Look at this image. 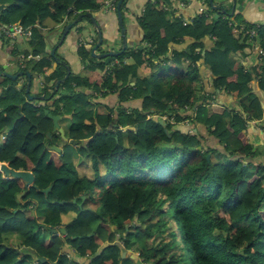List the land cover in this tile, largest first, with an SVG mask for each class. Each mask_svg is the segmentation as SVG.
<instances>
[{
	"label": "trees",
	"instance_id": "obj_1",
	"mask_svg": "<svg viewBox=\"0 0 264 264\" xmlns=\"http://www.w3.org/2000/svg\"><path fill=\"white\" fill-rule=\"evenodd\" d=\"M111 1L116 6L119 0H0L8 5L0 26L31 29L28 42L38 58L29 60L31 69L24 67L17 63V49L9 47L17 65L13 74L29 72L31 83L34 74L47 79L37 94L26 93L25 73L0 86V162L35 176L28 188L0 172V264H120L121 254L135 247L132 238L150 234L149 226L143 231L139 225L148 218L161 236L156 248L147 249L150 254H140L148 264H264V141L255 146L248 135L255 121L264 131L262 100L251 87L258 80L264 94V63L249 69L233 60V54L253 47L250 29L236 32L228 16L207 22L209 0L206 12L186 25L183 16L170 13L172 0H148L137 17L142 50L130 47L99 59L82 44L83 69L73 73L63 57L48 52L43 22H73ZM126 5L124 0L123 15ZM255 31L264 49V30ZM0 40L5 44L3 34ZM115 60L119 64L109 68ZM84 86L89 95H116L120 106L106 105L107 113H99L103 105L97 101L82 109L83 117L69 112L70 88ZM221 93L234 97L239 110L229 104L210 110ZM41 96L45 105L36 108L29 97ZM133 99L142 100L141 109L123 106ZM46 110L69 120L65 135L83 142L78 151L91 162L92 177L82 170L84 160L75 165L47 147L64 140L60 133L47 138L53 122ZM190 124L203 125L218 147L204 145L199 133L184 132ZM94 191L101 193L100 206L86 210L81 204ZM37 205L52 215L35 216ZM98 218L97 231H91ZM10 233L21 238L15 247L5 245L3 236Z\"/></svg>",
	"mask_w": 264,
	"mask_h": 264
},
{
	"label": "crops",
	"instance_id": "obj_2",
	"mask_svg": "<svg viewBox=\"0 0 264 264\" xmlns=\"http://www.w3.org/2000/svg\"><path fill=\"white\" fill-rule=\"evenodd\" d=\"M127 0V8L123 15L124 18V24L127 27V37H128V45L129 48H136L141 44L142 39V32L141 28L137 23V17H139L144 10L145 7H142L138 14L134 15L132 12H134L135 6L130 1ZM178 1L180 0H172L171 9L173 10L174 16H183L186 19H193L196 18L199 15L204 14L205 11V0H181L186 2L185 6L183 8H180L178 6ZM210 2V0H209ZM116 6L113 4V7H110L106 9L104 7L102 10L93 13L95 21L98 23L100 28L103 31V38L107 37V43L109 44L108 48L105 49L104 43L102 45L103 52L100 50H97V54H102L104 52H112V51H119L122 47V40L120 35V27L119 22L116 14ZM213 11L210 13H207V22H212L213 20H217L218 18L222 17H231V22L234 24V28L236 32H243L248 29L258 30L259 28L264 30V0H236V6L234 8L232 0H213L212 5ZM218 15V17H216ZM67 22V21H64ZM71 22L67 23H55L51 19H46L43 22V32L47 35V50H54L56 48L55 54L60 55V57H63L69 64V68L73 73H78L80 70L83 69L82 62L80 60V57L78 55V48H79V40L82 39L84 41L83 44L85 45L86 49L91 50L93 47L92 39L94 38V34L97 33V28L93 24V28L87 24L84 23L83 20L81 22V27L83 36L80 37L77 34L71 33L70 35H67L64 42L61 44V32H63L64 28ZM62 28L60 35H56L54 32L50 33L48 32L49 29L58 30L57 28ZM57 32V31H55ZM209 41L206 40L207 45H211L210 39ZM255 40V41H254ZM61 44V45H60ZM250 44H253V47L250 45L245 49L244 52L238 53L234 56L233 60L237 63H240L247 68L251 69L252 67L258 66L261 63V61L264 63V49L261 47L260 41L258 39V36L251 40L250 38ZM119 45V47H118ZM142 45L143 42H142ZM95 46V45H94ZM113 46V47H112ZM117 46V49L114 48ZM9 47L6 49L5 44H2V41L0 40V66H3L6 63H9L7 68L0 73L2 76L5 72H8L11 75H14L12 72L15 66L13 65L12 60L10 59V53H9ZM262 53V54H261ZM60 59V58H59ZM130 63L131 61H127ZM74 69V70H73ZM206 78L208 81L206 82V92H211L213 90L212 87H210V73L206 69L205 71ZM23 82V81H21ZM134 84V83H132ZM251 87L253 88V91L261 98L263 109H264V94L262 90L259 88L258 80H254L251 83ZM91 90L87 91V94H90ZM40 98H43L41 96ZM97 102V101H96ZM106 104L110 105L111 108L118 107L119 101L116 98L109 96L106 99ZM221 104V105H220ZM226 104H229V108H235L236 110H239V106L237 105V101L234 99V97L227 96L223 93L218 95L214 103L210 104V110L213 111V108L217 106H224ZM115 106V107H113ZM120 106V104H119ZM124 107L131 108V109H141L142 108V100L140 99H133L125 104H123ZM104 105L102 108L99 109V113H107V109H105ZM264 118V116H263ZM183 131L188 133H199L200 139L204 145H210L213 147L217 146V141L212 137L207 135L206 128L201 124H190V125H184ZM261 129V130H260ZM248 135L250 138L251 143H253L255 146L263 143L264 141V131H262V127L260 126V123L255 121L254 123L250 124Z\"/></svg>",
	"mask_w": 264,
	"mask_h": 264
},
{
	"label": "rangeland",
	"instance_id": "obj_3",
	"mask_svg": "<svg viewBox=\"0 0 264 264\" xmlns=\"http://www.w3.org/2000/svg\"><path fill=\"white\" fill-rule=\"evenodd\" d=\"M130 1L135 6L134 12H132V13L134 15H136V14H138L140 12L139 10L142 7H146V4H147L148 0H130ZM110 7H113V5L111 4L109 6V8ZM142 13H143V11H142ZM142 13H141V15H142ZM170 13H172V11H170ZM0 16H1V14H0ZM83 22L89 24L93 28V23L90 24L91 23L90 20H88L86 18H83ZM0 23H1V19H0ZM62 23H67V22H62ZM65 28H64L63 32H61L62 28H59V27L57 28L58 30L49 29L48 32H50V33L54 32L58 36V35H60V33L58 31H60L61 34H62V36H61V43H62V37H63V35L65 33ZM82 29L83 28L81 27V22L76 23V25L70 30L68 35H70L71 33L79 35V33H80V37H82L83 36V32H84V31L82 32ZM55 31H57V32H55ZM4 35L5 34L3 33V38L6 40L5 41V48L6 49L8 47L16 48L17 49V54H16L17 63L23 64L24 67H28V68L31 69L32 65L30 64V62H32V61H29V60L34 59L33 61H35V60L37 61L38 58L34 57V54H33V51H32V47L30 46V44L28 42L29 39L23 38L22 36L17 35V34L14 35L16 37V39L7 38V37H5L6 35L5 36ZM96 37L98 39L97 33L94 34V38L92 39L93 46L96 45V43H97ZM82 41H84V40H82V39L79 40V45L80 46L83 44ZM104 42H105L104 43L105 49H109L108 48L109 44L107 43V37H104ZM118 47H119V45H118ZM101 48L103 49V47H101ZM114 48L117 49V46L114 47ZM98 50H100V49H98ZM235 55L236 54H233V56H235ZM262 55H264V53ZM116 64H119L118 60H115L113 63H111L109 68L112 67L113 65H116ZM5 65L8 66L9 63H6ZM13 65L17 66L14 62H13ZM10 68L12 69V72H13V71H15L16 67L14 69L12 67H10ZM17 74H19V72ZM33 79L34 80H33L32 84H31L30 91L32 93H34V94H37V93L42 91V83L44 81L46 82L47 79L45 78L44 75H38V74H34ZM9 83H10V79H7V77H4V76L0 75V86H2L3 84H8L9 85ZM27 84H28V79H27V83H26V89H27ZM70 89H71L72 93H73V90H74V95L66 99L67 104H68L67 109L69 110V112L74 111L79 117H83L82 109L87 104L91 106V108H89V109H92L96 105V101H98L100 105H104V106L107 105V106L111 107L110 105L106 104V99L109 96H112V97L116 98V95H111V94H109L107 97H101L102 94L101 93H97V91L94 92L95 93L94 95H89V94H87V91L89 89L85 88V86L81 87L80 89H77V90L75 88H73V87H71ZM37 98H38V101H35V103L38 106L45 105V101L41 102L42 98H40V97H37ZM47 104L49 105V108H52L51 106H52V104H54V100H52L51 102H48ZM113 107H115V106H113ZM91 111H93V110L87 111L86 115L91 116V114H90ZM68 124H69V120L67 118H62V120L60 121V126L63 129H67ZM123 124H125V122L121 121L120 122V126H122ZM0 142H1V140H0ZM65 143H70V142L69 141H63L62 143H60V145H58L60 148H62L61 154L65 155V159H72L73 163L75 165H78L79 162H82L84 160L81 163L82 170L85 172L86 175H88L89 177H92L93 176V171H92L91 162L89 160H87V159L85 160L84 158L81 157V155H80V153L78 151V148H76L77 144L72 143V144H70V146H68V145H65ZM261 160H262V158H261ZM263 160H264V158H263ZM2 175H3V178L5 180H10L11 179L10 177H8V178L5 177L4 174H2ZM100 196H101L100 191H94L92 193H88L87 199L84 200L81 205H84L83 207L86 210L87 209H90V210L93 209V210L97 211L98 207H96V206H97V204L100 206V203H99ZM23 197L24 196H22V198ZM47 210H48L47 207H40V206L37 205V207L35 206V208L33 209L32 213L35 214V216L52 215V212H50V211L48 212ZM30 213H31V211L28 210L27 214H30ZM97 213H98V215L99 214L101 215V213H99V212H97ZM71 216H72V214H71ZM100 221H101V219L98 218L96 222H92V224L90 225L91 231H94V232L97 231V225H98V223ZM151 223H152V219H150V218H148V220L146 222H144V223H139L140 229L143 230V231H145L146 228L149 226L150 234L147 237H145V238L144 237H140V238L138 237L137 239H133L132 238L131 243H132V246H135V247L132 250H128L126 252V255H125L124 259H123V255L121 254V257H122L123 260L121 261L120 264H148V262H143L142 261V257L140 256V254L142 252H144L145 254H150V252L147 249L149 247L156 248L158 246V244L160 243V240H161V236L160 237L157 236L155 228L153 226H150ZM133 225H134V223H133ZM135 225H138L137 221H136ZM80 230L85 231L82 227L80 228ZM118 236H120L119 233L115 234L114 238L117 239V238H119ZM3 238H4L5 245H11V246H14V247L17 246L18 242H20V240H21V238L18 236V234H15V233L5 234L3 236ZM122 241L124 243L127 242L125 237L122 238ZM118 242H120L119 239H118ZM66 251L68 253H74V251L71 248L67 249Z\"/></svg>",
	"mask_w": 264,
	"mask_h": 264
},
{
	"label": "water",
	"instance_id": "obj_4",
	"mask_svg": "<svg viewBox=\"0 0 264 264\" xmlns=\"http://www.w3.org/2000/svg\"><path fill=\"white\" fill-rule=\"evenodd\" d=\"M124 0H119L116 4V14H117V18H118V22H119V27H120V35H121V40H122V47L119 51H112V52H104L102 54H97V50L99 48L102 47L103 45V31L102 29L100 28V26L98 25V23L95 21L94 19V16L90 13H87L86 15H80L77 19L74 20V22H71L69 23L66 28H65V33L62 37V43L64 42V40L66 39L67 35L69 34L70 30L76 25V23H79V22H82L83 18L85 16H88L91 21L93 22L94 26L97 28V36H98V41L96 43L95 46L92 47V50H91V53H92V56L95 57V58H99V59H105L109 56H119L121 54H123L125 51L128 50L129 48V45H128V37H127V27L125 26L124 24V18H123V14H122V11H121V5L123 4ZM233 2V6L235 8L236 6V0H232ZM113 4V1L107 3L106 5V9L109 8V6ZM210 4L213 5V0H210ZM8 7L7 4H3V3H0V13L2 11H4L6 8ZM216 17H218V15H216ZM61 43V41H60ZM61 43V44H62ZM144 48V45H139L138 46V49L139 50H142ZM55 51H56V48H54V50L52 51V55H55ZM5 69L7 68L6 65H4ZM24 74V72H19V74H16V75H11L9 74L8 72H5L4 73V77H7V78H12V79H16L18 76H22ZM25 74L27 75V79H28V84H27V89H26V93H29L30 92V87H31V81H32V74L29 73V72H25ZM68 76H66L67 78ZM63 80L59 81L56 85V89L58 88L59 84L62 82ZM219 92V91H218ZM29 100L32 101V97H29ZM45 114H48L49 118L52 120L53 122V129L51 130V132H48L47 133V138H49V140L52 139V134L53 133H60L62 139L64 141H67L68 138L66 137L65 135V131L63 128H61L60 126V120L62 119L61 115L60 114H52V113H49V110H46L45 111ZM160 124L163 125L164 127H166V124L164 122V119H161L160 121ZM165 131L167 132L168 130L165 128ZM70 144L72 143H75L77 144L78 141L77 140H69ZM47 147L49 148V144H47ZM51 150H54L56 151L57 153H61L62 151V148H60L59 146H52L50 147ZM209 156H207V159L209 160ZM0 172L2 174H4L5 177H10L11 179H22L24 180L26 186L28 188L32 187L34 185V182H35V176L33 174V171H29V170H23V169H19V170H16L12 167H10L9 163H6V162H0ZM51 188L47 189L46 191L48 192ZM25 192H21L20 194L17 195V198L19 200H21L22 196H24ZM83 200L85 199V196L82 197ZM73 202L75 203L76 202V199L73 200ZM62 232H65V230L62 228ZM101 252H98L95 254V256H99ZM123 258L125 257L126 255V252H123ZM43 262L45 261V259H41Z\"/></svg>",
	"mask_w": 264,
	"mask_h": 264
},
{
	"label": "built area",
	"instance_id": "obj_5",
	"mask_svg": "<svg viewBox=\"0 0 264 264\" xmlns=\"http://www.w3.org/2000/svg\"><path fill=\"white\" fill-rule=\"evenodd\" d=\"M185 3H184V1H178V6L180 8H183L185 6ZM178 17H180V15H178ZM193 19L189 20V19H186V18L183 17L184 24L186 25L188 23H191ZM2 32L6 35L5 37L12 38V39H16V37L14 36L15 34L20 35V36H22L23 38H26V39H30L31 36H32V30L29 29V28L28 29L24 28L21 24H15V25H13L10 28H5L3 26H0V34H3ZM248 33L250 35V38H254L256 36V34H257L256 31L253 30V29L249 30Z\"/></svg>",
	"mask_w": 264,
	"mask_h": 264
},
{
	"label": "flooded vegetation",
	"instance_id": "obj_6",
	"mask_svg": "<svg viewBox=\"0 0 264 264\" xmlns=\"http://www.w3.org/2000/svg\"><path fill=\"white\" fill-rule=\"evenodd\" d=\"M32 103H33V105L36 107V108H38L39 106L36 104V103H34V101H38V99H34V97H32ZM118 106H119V104H118ZM61 121V120H60ZM58 133V132H57ZM61 136V135H60ZM52 140V139H51ZM67 141H69V139L67 140ZM68 144H70V143H68ZM81 144H83V142H78L77 143V148L79 147V146H81ZM50 146V145H49ZM53 146H57V145H53ZM50 147H52V146H50Z\"/></svg>",
	"mask_w": 264,
	"mask_h": 264
}]
</instances>
